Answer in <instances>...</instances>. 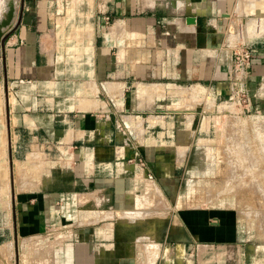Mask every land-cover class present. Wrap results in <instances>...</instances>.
Listing matches in <instances>:
<instances>
[{"label": "rangeland", "instance_id": "1", "mask_svg": "<svg viewBox=\"0 0 264 264\" xmlns=\"http://www.w3.org/2000/svg\"><path fill=\"white\" fill-rule=\"evenodd\" d=\"M243 1L131 0L129 13L106 12L111 21L103 31L81 36L83 58L89 61L87 47L95 45L111 60L130 65L137 83L128 95L131 104L116 113L106 105L103 115L89 116L84 130L64 131L60 141L23 126L13 131L8 102L14 97L0 83V264H109V254L113 264H139L146 256L158 264L157 254L165 251L161 241L188 232L191 264H264V108H255L245 90L233 99L210 94L206 108L172 67L184 63L188 69L192 58L191 66L198 67L205 55L220 59L219 47L232 51L259 40L264 0ZM18 11L16 1L0 0V43L19 25ZM168 14L188 15L191 23L185 22L201 33L213 30L205 37L198 32L191 38L196 46L182 51L183 37L166 31L174 25L158 20ZM150 15L155 21H148ZM157 26L166 32L156 38L147 29ZM203 38L210 43L208 52ZM162 41L170 45L161 47ZM150 128L163 136H149ZM171 129L177 144L175 184L155 178L143 151L114 164L106 150H95L117 139L150 155L156 143L171 140ZM164 185L181 190L174 199L180 206L191 205L190 227L184 213H176L181 224L173 229L175 236L168 226L171 213L163 211L170 210ZM224 207L232 211V234L222 241L209 231L205 237V225L217 230L220 219L204 210Z\"/></svg>", "mask_w": 264, "mask_h": 264}, {"label": "crops", "instance_id": "2", "mask_svg": "<svg viewBox=\"0 0 264 264\" xmlns=\"http://www.w3.org/2000/svg\"><path fill=\"white\" fill-rule=\"evenodd\" d=\"M14 1L22 9L21 12H17L15 20L20 19V23L9 36L8 41L0 43V83L3 86V91L5 90L7 94L11 92L14 97L11 103L8 102L14 120L13 131L16 130V127L20 131L19 127L23 126L24 130L42 131L60 141L64 131L84 130V125L92 120L89 116L103 115L108 109L106 105L111 107L112 104V108L115 109L112 112L115 113L127 109L131 104L128 100L129 92L133 84H137L132 81L134 74L132 67L125 61L122 64L123 61L111 60L108 56L103 55L100 47L95 45L87 47L90 59L85 62L83 58L85 38L81 36H84L85 33L89 35L90 31L99 32L98 17L100 14L112 13L115 16H120L129 13L132 10L131 0ZM182 1L189 4L190 0ZM247 2L255 3L254 0H247ZM187 9L189 10V6ZM187 18L188 15L173 16L168 14L158 19L168 21L169 25L170 23L174 25L167 28L166 31L168 34L172 33L183 37L182 40L185 44L182 46L185 49H181L182 51L190 50V47L196 46L191 38L198 32L200 36L203 33L205 37L209 31L213 30L205 28L201 33L200 29L185 22ZM147 19L153 22L156 18L154 15H150L147 16ZM263 20L264 15L258 21L259 27ZM147 30L156 38L163 36V32H166L159 26ZM75 35L80 38L78 39ZM66 36L68 37L66 38ZM78 42L80 47L74 45ZM202 43H204L203 51H210V43H207L206 38H203ZM160 45L163 47L170 44L162 41ZM249 46L254 51L256 60L249 70V80L246 85L248 94H252V103L255 108L261 107L262 109L264 108V32L259 40ZM218 50L224 52L220 59L214 60L205 55L201 57L198 67L191 66V63H194V58H192V62L188 61L186 64L188 69H184V63L172 66L176 71L175 77L181 75L180 81L182 82L180 83L191 86V94L195 89L194 99L203 98L206 108L213 101L210 94L226 95L230 85L227 73L232 67L231 51L225 47H219ZM140 67L145 68L147 65L141 64ZM178 68L180 69L176 70ZM175 77L172 76V78ZM167 84L176 85V82ZM157 85L163 87L166 84L159 83ZM205 90L207 93H204ZM26 110L27 112H25ZM82 115H85L86 118L83 119ZM148 131L149 136L156 134L159 137L164 134L163 131L151 130V128ZM0 133H2V129H0ZM172 133L173 129H171V140H161L159 144L156 143L150 155L135 143L128 144L117 139L108 145L96 147L95 150L99 153L106 150L108 158L114 164H119L129 157L136 158L140 155L139 152L143 151L146 163L155 168L152 171L155 178L162 182L163 180L166 183L171 181L175 184L178 179L174 174L177 167V144L172 139ZM149 182L152 184L150 179L147 180L148 185ZM164 186L163 191L169 202L170 210L167 208L168 210L163 211L171 213L168 215V226L169 230L172 229V236H175L177 232L174 230L181 224L180 215L177 214L184 213V216L182 215L185 218L184 223L188 227L191 226V205L180 206L174 199L179 196L181 190L173 186ZM208 212L210 216L215 213L220 219V225L217 226V230L214 229L215 231L213 226L205 225V237L209 236V231L210 236L214 235L216 240L222 241L221 238L232 234V211L226 207L214 211L205 209L204 215L207 216ZM160 244L165 251L161 255L157 254L158 264H191V235L189 232L176 240L165 238ZM168 249H173V251H167ZM114 258V254H109V264H113ZM140 259L139 264H152L148 262L147 256Z\"/></svg>", "mask_w": 264, "mask_h": 264}, {"label": "built area", "instance_id": "3", "mask_svg": "<svg viewBox=\"0 0 264 264\" xmlns=\"http://www.w3.org/2000/svg\"><path fill=\"white\" fill-rule=\"evenodd\" d=\"M99 26L102 31L109 25L111 16L109 14H100L98 17ZM232 67L229 72L228 81V95L231 99L238 98L239 94L245 90L248 94L246 83L249 80V70L256 60L254 51L250 46H236L231 49Z\"/></svg>", "mask_w": 264, "mask_h": 264}, {"label": "bare ground", "instance_id": "4", "mask_svg": "<svg viewBox=\"0 0 264 264\" xmlns=\"http://www.w3.org/2000/svg\"><path fill=\"white\" fill-rule=\"evenodd\" d=\"M244 1H245V0H244ZM244 1H243V3H244ZM248 1H249V0H248ZM240 2H241V1H240ZM245 2H247V0H246ZM248 3H249V2H248ZM248 3H245V4H244V5H245L244 7H246V4L249 5ZM237 4H238V3H237ZM240 4H241V3H240ZM235 6H237V5H235ZM240 6H241V5H240ZM241 7L243 8V6H241ZM239 9H240V8H239ZM237 10H238V9H237ZM238 12H239V11H238ZM246 25H247V24H246ZM262 26L264 27V21H263V25H262ZM263 27H262L261 29H263ZM259 31H260V30H259ZM195 88H197V87H195ZM201 89H202V88H201ZM201 89H200V90H201ZM194 90H195V89H193V93L195 94L196 91L194 92ZM198 91H199V90L197 89V92H198ZM193 93H192V94H193ZM195 95H196V94H195ZM192 96H194V95H192ZM207 98H208V97H207ZM206 100H207V99H206ZM209 101H211V100H209ZM209 101H208V102H209ZM211 104H212V102H211ZM244 127H245V126H244ZM243 162H244V161H242V163H243ZM245 162H246V161H245ZM251 162H253V160H252ZM251 162H250V163H251ZM243 168H244V167H243ZM242 170H243V169H242ZM244 170H246V169H244ZM241 173H242V172H241ZM244 174H245V173H244ZM242 175H243V174H242ZM149 183H150V182H149ZM147 185H148V184H147ZM149 185H150V184H149ZM149 185H148V187H149ZM149 191H150V190H149ZM153 191H154V190H153ZM156 192H157V191H156ZM151 193H152V192H151ZM153 194H154V193H153ZM157 194H158V193H157ZM148 195H149V194H148ZM149 196H150V195H149ZM151 196H152V195H151ZM153 248H154V247H153ZM153 248L151 247V249H153ZM150 253H151V252H150ZM152 254H153V251H152ZM153 256H154V254H153ZM154 257H155V256H154Z\"/></svg>", "mask_w": 264, "mask_h": 264}, {"label": "water", "instance_id": "5", "mask_svg": "<svg viewBox=\"0 0 264 264\" xmlns=\"http://www.w3.org/2000/svg\"><path fill=\"white\" fill-rule=\"evenodd\" d=\"M186 20L188 23H191V18L188 17Z\"/></svg>", "mask_w": 264, "mask_h": 264}]
</instances>
